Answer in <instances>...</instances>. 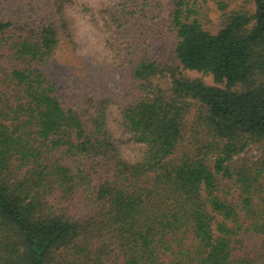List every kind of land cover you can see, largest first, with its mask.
I'll return each mask as SVG.
<instances>
[{
    "label": "trees",
    "instance_id": "obj_1",
    "mask_svg": "<svg viewBox=\"0 0 264 264\" xmlns=\"http://www.w3.org/2000/svg\"><path fill=\"white\" fill-rule=\"evenodd\" d=\"M75 1L0 18V264H264V0L218 2L215 32L199 0H119L118 111L62 105L44 71ZM166 33L178 63L150 53Z\"/></svg>",
    "mask_w": 264,
    "mask_h": 264
},
{
    "label": "rangeland",
    "instance_id": "obj_2",
    "mask_svg": "<svg viewBox=\"0 0 264 264\" xmlns=\"http://www.w3.org/2000/svg\"><path fill=\"white\" fill-rule=\"evenodd\" d=\"M42 1L1 0L0 18L14 20L17 28L30 20L28 16L33 15V4H44ZM118 1L96 0L98 5L96 8L89 7L87 2L80 4L81 12L89 18L93 29L90 43L87 45L76 38L74 22L68 18L72 40L63 39V44L55 57L44 67L48 77L57 86V95L62 105L80 109L89 98H104L111 100L113 111H118L137 99L138 93L134 89L132 79L115 63L113 51L107 44L109 40L114 41L109 12ZM171 1L162 0V4L170 6ZM220 1L226 4L227 11L237 8L254 10L252 0H199L209 18L205 26L213 32L217 31L222 23V10L217 5ZM42 13L39 12L38 15L41 16ZM44 14L47 18H53V11L48 10ZM175 43L174 34L166 33L160 41L149 47L150 53L158 54L163 60H175L178 63L174 53ZM184 74L191 78L201 77L205 82L213 83L210 75L190 70H185ZM255 153V150L247 151L248 156L253 157Z\"/></svg>",
    "mask_w": 264,
    "mask_h": 264
},
{
    "label": "clouds",
    "instance_id": "obj_3",
    "mask_svg": "<svg viewBox=\"0 0 264 264\" xmlns=\"http://www.w3.org/2000/svg\"><path fill=\"white\" fill-rule=\"evenodd\" d=\"M87 2L91 8H96V0H77L75 5L66 8V15L74 22L75 36L78 40L84 42L86 45L90 43L91 33L93 31L92 25L89 23V18L80 10V4Z\"/></svg>",
    "mask_w": 264,
    "mask_h": 264
}]
</instances>
